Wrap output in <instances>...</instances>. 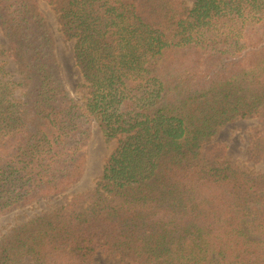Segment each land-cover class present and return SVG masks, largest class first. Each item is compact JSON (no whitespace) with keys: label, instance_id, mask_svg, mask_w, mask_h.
Returning <instances> with one entry per match:
<instances>
[{"label":"trees","instance_id":"1","mask_svg":"<svg viewBox=\"0 0 264 264\" xmlns=\"http://www.w3.org/2000/svg\"><path fill=\"white\" fill-rule=\"evenodd\" d=\"M49 2L83 102L39 0H0V218L64 197L0 239V264H95L99 251L121 264H264V173L211 143L256 120L247 155L264 159V0ZM95 127L117 146L96 185L68 197Z\"/></svg>","mask_w":264,"mask_h":264},{"label":"rangeland","instance_id":"2","mask_svg":"<svg viewBox=\"0 0 264 264\" xmlns=\"http://www.w3.org/2000/svg\"><path fill=\"white\" fill-rule=\"evenodd\" d=\"M184 1L189 7H192L196 0ZM39 4L42 11L47 15L49 23L55 33L58 56L63 66L68 87L74 97L83 102V91L81 92L78 89L83 83V78L73 57V45L71 43H66L60 31L58 15L53 11L49 0H39ZM0 44L3 47L7 46L6 40L2 35H0ZM7 71L9 74L7 79H18L16 66H14L13 62H8ZM17 97H19V95H17ZM259 125L260 123L256 120H239L232 122L220 129L211 143H217L225 149V158L232 167L249 173H264V159H250L247 155L250 145L249 137L254 134V128ZM116 146L117 141L107 144L100 129L95 127L94 135L88 148L89 161L87 171L79 184L71 189L66 196L72 197L77 193L92 189L102 177L106 162L109 160ZM63 199L64 197L62 196L46 198L31 207L17 210L6 217L0 218V239L7 235L11 229L17 225L25 223L38 215L62 205L64 203ZM94 260L95 264H121L118 258L112 257L102 251L96 253Z\"/></svg>","mask_w":264,"mask_h":264}]
</instances>
